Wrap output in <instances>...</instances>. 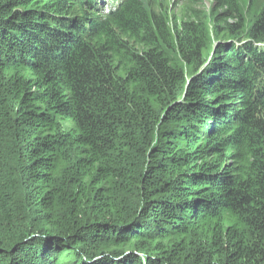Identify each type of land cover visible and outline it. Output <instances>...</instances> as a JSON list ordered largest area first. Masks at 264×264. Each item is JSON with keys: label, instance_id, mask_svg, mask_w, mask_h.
Returning a JSON list of instances; mask_svg holds the SVG:
<instances>
[{"label": "trees", "instance_id": "16d2710c", "mask_svg": "<svg viewBox=\"0 0 264 264\" xmlns=\"http://www.w3.org/2000/svg\"><path fill=\"white\" fill-rule=\"evenodd\" d=\"M0 264H264V0H0Z\"/></svg>", "mask_w": 264, "mask_h": 264}, {"label": "rangeland", "instance_id": "374dc122", "mask_svg": "<svg viewBox=\"0 0 264 264\" xmlns=\"http://www.w3.org/2000/svg\"><path fill=\"white\" fill-rule=\"evenodd\" d=\"M116 3V1L115 2H111V1H109V0H104V6H107V7H109V6H111L112 4H115ZM206 3L208 4V2L206 1Z\"/></svg>", "mask_w": 264, "mask_h": 264}]
</instances>
